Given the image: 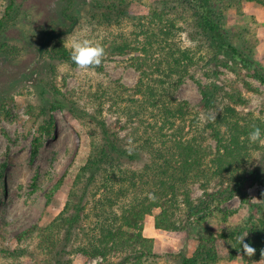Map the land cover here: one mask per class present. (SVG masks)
Wrapping results in <instances>:
<instances>
[{
	"label": "trees",
	"instance_id": "obj_1",
	"mask_svg": "<svg viewBox=\"0 0 264 264\" xmlns=\"http://www.w3.org/2000/svg\"><path fill=\"white\" fill-rule=\"evenodd\" d=\"M242 1L264 4V0H156L143 15H132L131 0H91L83 5L98 26L120 25L125 19L133 22L134 39L122 35L100 45L105 54L130 55L129 65L139 71L138 82L132 88L119 81L100 85L90 94V104L97 105L92 115L60 92L70 104L54 102L53 108H68L88 128L90 152L75 175L63 210L48 225L23 230L20 238L37 232L40 246L55 252L56 264H71L57 254L73 251L101 257L103 264H160L163 257L154 252V239L144 234L148 215L159 211L158 229L191 233L198 225L204 227L207 218L229 220L235 211L222 204L235 196L250 204L252 213L255 208L264 211V191L260 203L251 202L247 193L249 183L264 184V144L248 140L254 127L264 130V120L242 115L234 105L246 99L220 78L223 67L264 85V72L253 59L251 36L226 23L228 9H240ZM13 5L9 4L7 14ZM63 17L73 23L77 19L66 10ZM58 30L53 26L48 33ZM182 34L194 47L182 44ZM46 50L52 59L75 64L62 37L49 42ZM199 65L206 82L196 77ZM51 70H56L53 64ZM189 78L201 90L197 107L175 96ZM243 82L248 90L259 89ZM107 103L110 112L119 114L111 123L104 114ZM42 112L47 114L45 107ZM53 127V117L38 125L32 160ZM194 185L202 189L201 195L193 196ZM55 191L48 194V202ZM246 222L221 234H200L191 255L172 254L174 264H218L223 240L232 243L234 256L241 254L249 264L264 260V216ZM242 235H246L243 243L254 248L253 254L240 245Z\"/></svg>",
	"mask_w": 264,
	"mask_h": 264
},
{
	"label": "rangeland",
	"instance_id": "obj_2",
	"mask_svg": "<svg viewBox=\"0 0 264 264\" xmlns=\"http://www.w3.org/2000/svg\"><path fill=\"white\" fill-rule=\"evenodd\" d=\"M90 1L0 0V264L57 262L56 258H52L55 252L51 254L40 246L37 232L21 238L20 234L34 225H48L63 210L75 175L89 155L91 139L88 128L68 108L58 105L53 108L52 103L70 104L68 99H71L77 102L80 109L92 115L97 105L90 104V94L100 85L119 81V84L132 88L138 82L139 71L129 65L130 55L127 54L106 53L101 71L98 66L81 69L76 64L52 59L46 50L48 44L40 54L39 48L53 26L65 30V26L72 25V21L63 17L65 10L79 20L73 32L62 37L69 49L70 41L78 36L105 45L108 40H117L122 35L134 39L131 34L134 25L130 19L113 26L94 24L83 8ZM154 1L131 0L129 8L132 15L148 14ZM11 2H14L13 9L7 14ZM240 4V9H228L225 15L227 26L251 36L255 44L253 59L264 72V4L247 1ZM180 38L182 44L194 47V42L186 35L182 34ZM135 54L139 55V52ZM51 64L55 66V71L51 70ZM221 70V81L228 84V89L236 86L247 101L234 106L244 116L264 120V85L249 75L240 77L227 68L222 67ZM196 77L206 82L200 65L196 67ZM243 79L259 89L248 90ZM77 91L79 94L74 93ZM60 92L68 99H64ZM125 96L128 97L127 94ZM175 96L180 101H188L193 107H197L202 100L198 83L190 78L180 86ZM126 104L124 102L123 107ZM43 107L47 110L46 115L42 112ZM105 108L106 120L111 123L119 114L110 112L108 103ZM51 117L54 120L52 134L43 137L39 154L32 160V143L38 125ZM211 144L215 146V140H211ZM257 157L256 153L254 161ZM63 177V183L59 185ZM192 188L193 196L203 193L198 185ZM54 189L56 191L48 202V194ZM261 191H264V184L249 183L247 193L250 201L260 203ZM222 207L235 211V214L227 221L207 218L203 222L205 229L198 225L191 233L158 229L155 215L159 211L148 215L144 221V234L154 239V252L163 257L159 263L174 264L176 258L172 254L181 252L191 255L198 246L200 234L210 231L221 234L228 228L246 224L252 216L255 219L264 216V211L258 208L252 213L250 204H245L240 196L223 203ZM218 248V264H249L241 254L233 255L231 242L220 241ZM57 256L64 261L71 260V264H103V258L87 257L79 251ZM255 264H264V260Z\"/></svg>",
	"mask_w": 264,
	"mask_h": 264
},
{
	"label": "clouds",
	"instance_id": "obj_3",
	"mask_svg": "<svg viewBox=\"0 0 264 264\" xmlns=\"http://www.w3.org/2000/svg\"><path fill=\"white\" fill-rule=\"evenodd\" d=\"M69 47L71 61L81 69L100 65L105 55L104 48L88 38L75 37L70 41ZM211 118L214 119V117ZM248 140L253 144L264 143V130L254 127L248 134ZM244 236L246 235L239 238V243L247 254H253L254 248L243 243Z\"/></svg>",
	"mask_w": 264,
	"mask_h": 264
},
{
	"label": "water",
	"instance_id": "obj_4",
	"mask_svg": "<svg viewBox=\"0 0 264 264\" xmlns=\"http://www.w3.org/2000/svg\"><path fill=\"white\" fill-rule=\"evenodd\" d=\"M79 23V20L76 19L75 22L72 24V26L67 29V30H60V31H56V32H52L50 33L45 40L43 41V43L41 44L40 48H39V52L40 54L43 53L45 46L51 42L52 40H56L59 39L60 37L66 36L70 33L73 32V30L75 29V27L77 26V24Z\"/></svg>",
	"mask_w": 264,
	"mask_h": 264
}]
</instances>
